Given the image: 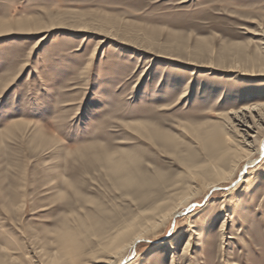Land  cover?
<instances>
[{
	"label": "rangeland",
	"instance_id": "1",
	"mask_svg": "<svg viewBox=\"0 0 264 264\" xmlns=\"http://www.w3.org/2000/svg\"><path fill=\"white\" fill-rule=\"evenodd\" d=\"M0 19L49 22L0 32V264H108L133 220L126 264H264V140L234 184L232 113L264 138V0H0Z\"/></svg>",
	"mask_w": 264,
	"mask_h": 264
},
{
	"label": "bare ground",
	"instance_id": "2",
	"mask_svg": "<svg viewBox=\"0 0 264 264\" xmlns=\"http://www.w3.org/2000/svg\"><path fill=\"white\" fill-rule=\"evenodd\" d=\"M51 16V15H50ZM50 18V17H49ZM65 18V17H64ZM81 18V17H80ZM32 19V18H31ZM31 19H27V20H21V21H18V22H10V21H7V20H2V19H0V32H5V31H10L11 29H13V28H26V29H32V30H37V31H44V28H46L47 27V23H49L50 21L52 22V24H54V22H56L57 21V19H55V18H51L50 20H49V22L46 20V21H44L43 19H40V20H37V19H33V20H31ZM20 20V19H19ZM73 20V19H72ZM71 25V24H70ZM71 26H74V25H71ZM76 27V26H75ZM46 30V29H45ZM47 31V30H46ZM261 34V33H260ZM258 35V34H257ZM130 38V37H129ZM203 42V41H202ZM262 43H264L263 41H262ZM176 49H178V48H176ZM175 49V50H176ZM182 49H185V48H182ZM204 49V48H203ZM206 49V48H205ZM204 49V50H205ZM202 50V49H201ZM177 51H179V49L177 50ZM199 51H200V49H199ZM181 54H182V52H180ZM195 53V52H194ZM200 53V52H199ZM179 54V53H178ZM190 54V53H189ZM188 54V55H189ZM197 54H198V52H197ZM202 54V53H201ZM259 54V53H258ZM257 54V55H258ZM185 55V54H184ZM194 55H196V54H194ZM181 56V55H180ZM185 56H187V55H185ZM193 56V55H192ZM201 55L199 54V56L197 57V58H199ZM261 56H263V55H261ZM260 56V57H261ZM196 57V56H195ZM194 57V58H195ZM249 57H251V56H249ZM256 57H258L259 58V56H256ZM264 57V56H263ZM223 58V57H222ZM253 58L254 57H252V61L254 62V61H256V60H253ZM261 59V58H260ZM251 60V59H250ZM222 61V60H221ZM259 62H261V61H259ZM252 63V62H251ZM247 64V63H246ZM257 64V63H256ZM261 64V63H260ZM199 65V64H198ZM262 65V64H261ZM200 66V65H199ZM246 66H248V65H246ZM202 67V66H201ZM207 67H208V65H207ZM210 67V66H209ZM256 68V67H255ZM249 69V68H248ZM247 69V70H248ZM259 106H261L260 104L257 106L258 108H259ZM241 108V107H240ZM246 109L247 108H242V109H240V110H237V111H234V112H232L234 115V118L235 119H237L238 120V122H239V126H244L245 127V129H244V132H242V131H240L239 130V132H240V134H237L238 136H240L241 137V141H240V143H242L241 144V151H242V154H243V152H244V154L242 155L243 157H241V155H240V157L241 158H239L236 162H235V164H234V169H233V173H235V170H236V168H237V181L236 182H234V184H239L240 182H243L244 181V177H245V175L246 174H248L249 173V169L248 168H250V167H252V166H255L256 165V163L259 161V157L257 156H255V154H261V149L259 150V146L256 148V144H257V142H262L263 140H264V138H261V137H259V128L258 127H256V126H250L249 125V122L247 121V119H246V117H247V115H246V113H244V111H246ZM251 110H252V108H250ZM253 110H256V109H253ZM252 110V111H253ZM257 111V110H256ZM231 113V114H232ZM251 113V112H250ZM229 114L230 113H228V115H226V117L228 116L229 117ZM260 115H261V113H260ZM222 117V116H221ZM255 117V116H254ZM225 119H228V118H225ZM253 119V118H252ZM229 120V119H228ZM231 121V120H230ZM233 121V120H232ZM231 121V122H232ZM234 122V121H233ZM140 123V122H139ZM138 123V124H139ZM143 123V122H142ZM136 125H137V123H135ZM219 124H220V122H219ZM140 125V124H139ZM142 125V124H141ZM221 125V124H220ZM234 125V124H233ZM215 126H216V124H215ZM222 126V125H221ZM156 127V126H155ZM224 127V126H223ZM233 127V126H232ZM254 128H257L258 129V131H255L254 130ZM223 129V128H222ZM228 129V128H227ZM213 130H215V129H213ZM226 130V129H225ZM224 129H223V131H224V137L223 136H221V133H219V132H217V131H215V132H213V133H210V135H209V138L211 139V141H213L212 142V144L214 145V148L216 147V149L215 150H217V147L219 148V147H223L224 145H225V143L226 142H230V140H231V142L233 143V138L228 134L229 132L228 131H225ZM226 132V133H225ZM228 132V133H227ZM231 132V131H230ZM252 132H256V134L258 133V137H257V135H252L251 133ZM161 133V132H160ZM208 133V132H207ZM168 136V135H167ZM164 137V136H163ZM169 137V136H168ZM150 138V137H149ZM165 138V137H164ZM260 138H261V140H260ZM206 139V138H205ZM237 139V138H236ZM236 141V140H235ZM238 141V140H237ZM230 142V143H231ZM209 143H211V142H209ZM237 143V142H236ZM239 143V142H238ZM259 144V143H258ZM212 145V146H213ZM227 145V144H226ZM237 145V144H236ZM233 146V145H232ZM231 146V147H232ZM238 146V145H237ZM240 146V145H239ZM211 149V148H210ZM219 152H222V150H220ZM234 152H236V151H234ZM238 152V151H237ZM204 153V152H203ZM223 153V152H222ZM129 154V153H128ZM132 154V153H131ZM138 154V153H137ZM209 154V153H208ZM212 153L210 152V155H211ZM228 154H230V153H228ZM227 154V155H228ZM233 154V153H232ZM238 154V153H237ZM134 155V154H133ZM209 155V156H210ZM199 156H200V154H199ZM198 156V157H199ZM208 156V157H209ZM225 156H226V154H225ZM225 156L223 157L224 159H223V161L225 160ZM230 156V155H229ZM232 156V155H231ZM236 156V155H235ZM239 156V155H238ZM237 156V157H238ZM260 156V155H259ZM134 157V156H133ZM195 157H197V156H195ZM204 157V156H203ZM202 157V158H203ZM237 157H235V158H237ZM210 158H212V156L210 157ZM210 158H208V160L210 159ZM228 157L226 156V159H227ZM131 156L129 155V156H127V155H123V156H121L120 157V160L119 161H117L116 163V165H113V166H116L118 169V171L119 170H121L122 169V171H125V172H128V175L126 176L127 177V179H129V176H130V174L129 173H133V171H132V168H134V167H130V163H131ZM200 159V158H199ZM193 160V159H192ZM195 160H197V158L195 159ZM194 160V161H195ZM210 160H213V159H210ZM229 160V159H228ZM110 161V160H109ZM137 161V160H136ZM191 161V160H190ZM193 161V162H194ZM111 163L113 162V161H110ZM197 162V161H196ZM213 162V161H212ZM227 162V161H226ZM218 163V162H217ZM221 163H223L222 162V160H221ZM192 164V163H191ZM194 164V163H193ZM196 164V163H195ZM199 163H197L196 164V166L198 165ZM208 164V163H207ZM211 164L212 163H210V165L208 164V165H206L207 166V168H208V166L210 167L211 166ZM220 164V163H219ZM205 165V164H204ZM186 166V165H185ZM187 166H190V165H187ZM203 166V165H202ZM201 166V167H202ZM192 167V166H191ZM199 166H197V168H198ZM136 168V167H135ZM134 168V169H135ZM217 168V167H216ZM133 169V170H134ZM202 169H203V167H202ZM204 169H206V168H204ZM209 169V168H208ZM207 169V170H208ZM110 170V169H109ZM193 170V169H192ZM218 170V169H217ZM134 171H136V170H134ZM201 171V170H200ZM125 172H124V175H125ZM219 172V171H218ZM215 174H216V172H214ZM229 173H231V171H229ZM114 174V173H113ZM122 174V173H121ZM127 174V173H126ZM134 174V173H133ZM190 174V173H189ZM195 174V173H194ZM221 174V173H220ZM191 175V174H190ZM229 175V177H225V178H227L228 180H229V178L230 177H232V174L230 175V174H228ZM192 176V175H191ZM198 176V175H197ZM212 176H215V175H212ZM211 176V177H212ZM125 177V176H124ZM133 177V176H132ZM195 178H196V176H195ZM198 178V177H197ZM246 178V177H245ZM131 179V178H130ZM133 179V178H132ZM131 179V181H133ZM231 179V178H230ZM236 179V178H235ZM232 180V179H231ZM128 181V180H127ZM130 181V180H129ZM198 181H200L199 179H198ZM197 181V182H198ZM225 181V180H224ZM233 181V180H232ZM201 182V181H200ZM205 182V181H204ZM254 182V181H253ZM132 183V182H131ZM133 183H134V181H133ZM217 182H211V183H209L208 184V187H209V189H212V188H214V187H216L217 186V184H216ZM222 183V182H221ZM204 184V183H203ZM206 184V183H205ZM134 185V184H133ZM136 185V184H135ZM250 185H252V183L250 184ZM249 185V186H250ZM70 186V185H69ZM194 187V186H193ZM124 188V187H123ZM202 188H204V186H202ZM236 188V187H235ZM250 188H252V187H250ZM233 188L231 187L229 190L231 191ZM253 189V188H252ZM199 190V189H198ZM234 191V190H233ZM118 192V191H117ZM197 192V191H196ZM248 192V191H247ZM198 193V192H197ZM208 194V193H207ZM158 197V196H157ZM189 197L190 196H187V197H185L179 204H177V206H175V207H173V208H171V210H170V212L169 213H166V214H169V215H173V216H176V215H178V214H180L181 213V210H180V207H181V205L182 204H187V202H188V200H189ZM232 197V196H231ZM193 199V198H192ZM231 199H234V198H231ZM85 201V200H84ZM173 202V201H172ZM137 203V202H136ZM208 204V203H207ZM159 205V204H158ZM225 205H226V203H225ZM192 207L194 206L193 204L191 205ZM224 208V206L222 207V209ZM225 209V208H224ZM122 213V212H121ZM74 214V213H73ZM113 215V214H112ZM94 219V218H93ZM161 220V219H160ZM134 221L135 220H133L132 222H130L127 226H126V228L124 229V230H122L121 232H119L118 233V235H122L123 237H126V236H129L128 238H127V240H126V238H124V241L122 240L119 244H118V246L117 247H119V248H117L118 250H116L114 253H115V255L116 256H114V255H112L111 256V258L113 259V258H117L118 259V261H117V263L116 264H126V263H128L129 261H130V258L126 255V253L124 254V252L127 250L128 251V249H130L131 250V252H134V250H135V248H136V244H137V242L140 240V239H143L142 237L143 236H145L146 234H147V232L149 231V229L148 228H140V229H135V227H134ZM73 223H75V222H73ZM114 225V224H113ZM224 225V224H223ZM98 227V226H97ZM90 228V227H89ZM105 230V229H104ZM103 230V231H104ZM91 231V230H90ZM99 231V230H98ZM100 232V231H99ZM70 233V232H69ZM107 233V232H106ZM78 234V233H77ZM92 234V233H91ZM89 235H90V233H89ZM87 237V236H86ZM146 237V236H145ZM75 238V237H74ZM74 238H73V240H74ZM89 238V237H88ZM224 238V237H223ZM89 240V239H88ZM91 240V239H90ZM125 240H126V242H125ZM80 242V241H79ZM81 243V242H80ZM168 243H170V242H168ZM80 246H81V244H80ZM83 246V245H82ZM189 246V245H188ZM75 247V246H74ZM80 248V247H79ZM186 248V247H185ZM71 249V248H70ZM109 251V250H108ZM188 251V250H187ZM79 253V252H78ZM132 254V253H131ZM112 259H110L109 260V262H107L108 264H113V262L114 261H112Z\"/></svg>",
	"mask_w": 264,
	"mask_h": 264
}]
</instances>
